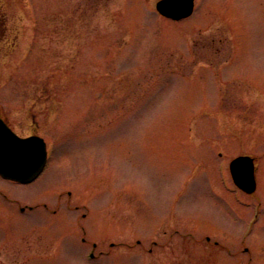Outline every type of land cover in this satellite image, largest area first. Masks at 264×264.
<instances>
[{"label":"rangeland","instance_id":"374dc122","mask_svg":"<svg viewBox=\"0 0 264 264\" xmlns=\"http://www.w3.org/2000/svg\"><path fill=\"white\" fill-rule=\"evenodd\" d=\"M157 1L0 0V117L49 152L0 177V264H264V0Z\"/></svg>","mask_w":264,"mask_h":264},{"label":"water","instance_id":"95a60500","mask_svg":"<svg viewBox=\"0 0 264 264\" xmlns=\"http://www.w3.org/2000/svg\"><path fill=\"white\" fill-rule=\"evenodd\" d=\"M195 0H160L157 11L165 17L180 20L190 16ZM47 161V148L43 138H21L0 118V176L5 179L30 183L43 171ZM234 183L252 193L256 189L254 159L242 156L231 163Z\"/></svg>","mask_w":264,"mask_h":264},{"label":"flooded vegetation","instance_id":"af4514ba","mask_svg":"<svg viewBox=\"0 0 264 264\" xmlns=\"http://www.w3.org/2000/svg\"><path fill=\"white\" fill-rule=\"evenodd\" d=\"M3 35V34H2ZM3 36H5V35H3ZM244 155H248V154H244ZM250 156H253V155H250ZM254 158H255V165H256V167H257V163H258V159L254 156ZM254 194V193H253ZM208 239V238H207ZM209 241V240H208ZM244 252H249V250L248 251H244Z\"/></svg>","mask_w":264,"mask_h":264}]
</instances>
